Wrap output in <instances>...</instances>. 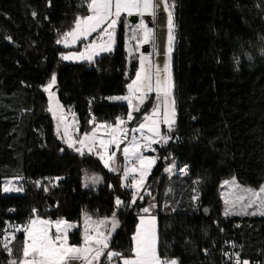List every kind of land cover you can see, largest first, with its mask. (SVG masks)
Returning <instances> with one entry per match:
<instances>
[{"label": "trees", "instance_id": "1", "mask_svg": "<svg viewBox=\"0 0 264 264\" xmlns=\"http://www.w3.org/2000/svg\"><path fill=\"white\" fill-rule=\"evenodd\" d=\"M179 2L177 130L156 152L149 191L132 203L134 191L121 173L59 137L44 91L56 74L60 103L77 115L80 134L127 117L128 104L110 99L128 93L139 69L125 48L124 21L113 52L92 62H66L67 48L57 41L89 14L88 0H0V231L12 236L34 216L81 225L85 212L115 215L120 226L110 248L119 260L132 254L139 216L154 202L161 258L231 264L223 252L235 250L239 260L264 264V216L225 215L220 192L221 181L232 178L254 189L264 184V0ZM148 112L146 104L132 113L130 127ZM163 152L169 156L164 162ZM172 165L174 172L165 171ZM183 166L187 172L180 175ZM95 175L100 179L93 184ZM8 181L24 192H5ZM82 236L81 228L74 229L69 242L81 245ZM24 240V232L15 233L11 256L0 247V264L19 263Z\"/></svg>", "mask_w": 264, "mask_h": 264}, {"label": "snow or ice", "instance_id": "2", "mask_svg": "<svg viewBox=\"0 0 264 264\" xmlns=\"http://www.w3.org/2000/svg\"><path fill=\"white\" fill-rule=\"evenodd\" d=\"M161 5H163V10L167 13V51L164 53L167 56V60L162 66L158 64L153 65L149 55L141 54L139 69L136 71L135 77L127 85L129 94L110 98L115 101L127 102L130 111L127 114L126 120L132 121L134 119L132 114V109L134 108L133 99L135 98L139 101V105H142L149 94L155 93L157 103L153 107L152 113L150 115L146 114L144 122L140 123L138 128L132 129L133 132H139L146 143L141 144L136 136H133L129 142V146L122 150L126 160L130 162L135 161V163L131 164V167H126L123 170L122 176L125 181L128 180L129 176L133 177L132 181L126 184V186L136 191L142 189L149 174V169L155 163L154 158L143 155L141 148H151L152 143H159L160 141L167 143L171 137L161 134L160 124L164 123L167 125L168 130L171 131L175 123L174 81L171 73V54L175 40L173 34V12L171 9L174 7V4L171 0H88L87 8L91 14L78 18L75 21V27L66 32L61 40L57 41V43L63 42L67 46L70 43L69 38H71V42H77L87 40L89 36L96 33V39L90 44H85L84 51L62 55V59L64 60L92 61L95 56L102 52L113 51L115 28L123 14L129 17L133 15L142 17L145 14L149 17H155ZM105 37L107 38L105 39ZM156 38V29L149 27L148 23L143 19L135 26L131 35V39L137 41V44L140 46L153 44L155 47ZM55 83L56 76L53 74L48 87L44 91L49 92ZM54 96V93H50V100ZM60 107L62 106L57 102V109ZM162 108L163 112H161ZM134 110L139 112L140 107L137 105ZM49 111L53 112V115H56L51 107ZM156 117H159V119ZM57 119L63 122L66 120V117L61 113ZM125 122V119L118 118L115 124L102 123L97 125L96 131L102 128L110 129L107 140L99 139V149L103 150L102 153H94L97 141L96 131L85 133L83 139L73 140L68 132L69 125L65 124L63 135L68 137L65 142L69 148H75L81 155H84L83 150L87 148L90 154L99 155L105 167H110L109 161L113 159L114 153L113 155H107L109 146L115 145L116 148H119L122 139H118V137H127L129 130L121 127ZM57 127L59 129V124ZM145 129L149 135H144ZM77 143H79L80 147H75ZM110 170L117 171L114 167H110ZM165 171L171 172L172 168L169 167ZM137 173L139 174L138 178L136 176ZM99 179L98 177H92L91 181L95 184L99 182ZM224 183L233 187L231 193L232 199L225 200L226 204L231 205L230 208L225 210V215H228L231 208L237 204L241 208L240 214L256 215L257 211H259L260 215H264V187L255 190L243 188L236 183L234 178L232 181H225ZM85 186H88L87 183ZM3 190L9 192L21 191L22 189L16 187L10 188L5 184ZM45 190L47 189L45 188ZM131 202H136L135 192ZM116 203L119 205L121 201L117 199ZM248 208H255L256 210L252 212L245 211ZM33 211L35 212V210ZM143 212L148 213L149 208H143ZM108 224L109 221L107 219L94 221L91 217H86L84 219L82 245H70L69 230L78 227V225L70 224L68 221L62 219L50 221L36 217L29 220L28 226H17L13 229L11 238H15V233H26L19 264H99L101 257H104L107 261H112L113 258L121 256V254L109 250L110 235L106 234V232L115 231L117 226L115 215H113L110 222V228ZM154 225V217L150 219L141 217L140 227L133 237V255L128 258H122L123 264H177V261L174 259H160ZM53 227L55 228L54 233L52 232ZM8 241L9 236L5 232L0 231V247L11 256L12 250L9 247ZM10 264H18V261L12 259ZM243 264H248V262L244 261Z\"/></svg>", "mask_w": 264, "mask_h": 264}, {"label": "rangeland", "instance_id": "3", "mask_svg": "<svg viewBox=\"0 0 264 264\" xmlns=\"http://www.w3.org/2000/svg\"><path fill=\"white\" fill-rule=\"evenodd\" d=\"M91 13L89 12V14L88 15H90ZM134 16V15H133ZM81 17H84V16H79L78 18H81ZM77 18V19H78ZM121 18L122 19H124V20H127L128 19V21H132V17H129V16H127L126 14H123L122 16H121ZM120 18V19H121ZM75 27V23H74V25L67 31V32H69L70 30H72L73 28ZM94 34V33H93ZM92 34V36H89L88 38H87V40H80V41H77V42H71V38H69V41H70V43H69V45H65L66 47L65 48H67V50L66 51H64L63 52V54L62 55H68V54H71V53H74V52H82V51H84V45L85 44H90V43H92L93 42V39L95 40L96 39V36L95 35H93ZM63 37V36H62ZM92 38V39H91ZM85 41L87 42V43H85ZM80 44H81V46H80ZM64 60V59H63ZM64 61H66V62H80L81 60H75V59H70V60H64ZM171 73H172V79H173V81H174V99H175V105H174V107H175V123L173 124V125H175L176 124V122H177V113H178V111H177V108H176V85H175V80H174V73H173V71H172V68H171ZM55 76H56V74H55ZM50 83V82H49ZM49 83H48V85H49ZM48 85L46 86V87H48ZM45 87V88H46ZM46 94H47V96H48V98H49V108L51 107L52 109H53V111L56 113V115H53V112H50L52 115H53V117L55 118V120H56V125H58V123H59V129H58V127H57V133L59 132V134L64 138V140H67L68 139V137L67 136H64L63 135V132H64V126H65V124H68L69 125V128H68V132H69V135L72 137V139H76L77 138V135H79L80 137H79V139H83V136H84V134L85 133H82V134H79V132L80 131H77V130H75V127H76V125H77V117H76V115H74V116H72V117H70V118H66V120L65 121H63V122H61V121H59L58 119H57V117L61 114V113H63V115H64V111H63V108L62 107H60L59 109H57V102H58V104L60 105V106H62L61 105V103H60V100H59V94H58V91L55 89V85H53V87L49 90V92H45ZM50 93H54L55 94V96H54V98L53 99H51L50 100ZM161 112H163V108L161 109ZM65 116V115H64ZM157 119H159V117H156ZM99 124H102V122H100V123H97L96 125H95V129H93L92 131H90V132H87V133H92L93 131H96L97 130V125H99ZM166 127H167V125H166ZM161 128V127H160ZM71 132H74V134H72ZM110 132V129H99L98 131H96V135H97V141H96V147L94 148V152H100V153H102L103 152V150L102 149H99V139H105V140H107L108 138H109V136H108V133ZM137 134H138V137H136L137 138V140L141 143V144H144V143H146L143 139H142V137H141V134L139 133V132H136ZM58 134V135H59ZM144 135H149V133L147 132V130L145 129V132H144ZM167 136H170V133H168V135ZM169 141V140H168ZM166 144H168V142L167 143H165V145ZM127 146H129V143H127L124 147L123 146H119V148H115V150L112 152V153H109V151H108V153H107V155H113V153H114V156H113V159L111 160V161H109V165H110V167H114V168H116L117 169V171L116 172H118V173H121V179H122V181H123V183L126 185V184H128V183H130L131 181H132V179H133V177L132 176H129V178H130V180H127V181H125L124 180V178H123V176H122V172H123V170L126 168V167H131V164L132 163H135V161H129V160H126L125 158H124V156H123V149L125 148V147H127ZM75 147H80V145H79V143H77L76 145H75ZM75 149V148H74ZM98 150H100V151H98ZM148 148H141V152L143 153V155L144 156H146V157H150V158H154L155 159V163L151 166V168L149 169V174L147 175V177H146V180H145V184L143 185V187H142V189L141 190H139V191H136L135 189H133V191L135 192V195H136V200H138V199H140L139 198V194H141L142 192H143V190H144V188H145V186L147 185V183H148V180H149V177L151 176V173H152V171L154 170V168H155V166H156V164H157V156L156 155H154V154H150V153H148ZM84 152H88V149L87 148H84V150H83ZM104 163V162H103ZM110 167H107L109 170H110ZM171 168H172V171L171 172H174L175 171V166L174 165H172L171 166ZM170 172V173H171ZM136 176H137V178H138V176H139V174L137 173L136 174ZM94 177H98V178H100V176L99 175H95ZM86 180L88 181V178H86ZM233 180V178L232 179H229V180H223V181H221V185H220V192H221V195H222V197H223V201H224V205H225V210L226 209H228V208H230L231 207V205L230 204H226L225 203V200L227 199V200H231L232 199V195H231V193H232V191H233V187H232V185H225V181H232ZM235 181H236V183L238 184V185H240L239 183H238V181L235 179ZM241 187H243V188H251V189H254V188H252V187H249V186H243V185H240ZM261 187H264V184L261 186ZM260 187V188H261ZM255 190V189H254ZM149 190H144V192L143 193H145V192H148ZM148 208H149V212L148 213H144V212H142L141 213V215L139 216V221H138V224H137V228H136V231H135V233H134V235L136 234V232H137V229L140 227V222H141V217H145L146 219H150V218H152V217H154L155 218V232H156V236H157V250H158V245H159V237H158V219H157V216H156V214H154V211H155V209H156V205H155V203L154 202H152L150 205H148L147 206ZM254 210H256L255 208H248V209H245V211H247V212H252V211H254ZM240 212H241V208H240V205L239 204H237L235 207H232L231 208V211H230V213L228 214V215H246V214H240ZM92 216V214L91 213H88V212H85L84 213V216H83V221H82V223H81V225L80 224H78V223H73V222H69L70 224H73V225H78V227H74V228H71L70 230H69V233L71 232V231H73L74 229H78V228H81L82 229V232H83V227H84V219L86 218V217H91ZM250 216H264V215H260L259 214V211H257V214L256 215H250ZM36 217H39V218H43V219H46V218H44V217H42V216H34L32 219H34V218H36ZM112 217L113 216H111V217H91L92 219H95V220H104V219H107L108 221H109V224H108V227L110 228V226H111V224H110V222H111V220H112ZM115 219H116V221H117V226H116V228H115V230H117V228H118V225L120 224L119 223V220L117 219V217L115 216ZM47 220H50V221H54V220H51V219H47ZM62 220H64V219H62ZM94 220V221H95ZM28 226V225H27ZM52 232L54 233L55 232V228L53 227V229H52ZM115 232L116 231H112V232H107L106 234L107 235H110V240L112 239V237L114 236V234H115ZM25 234V237H26V233H24ZM134 235H133V237H134ZM24 242H25V240H24ZM69 244L70 245H73V244H71L70 242H69ZM23 245H24V243H23ZM23 245H22V247H23ZM82 245V244H81ZM133 248H134V240H133ZM109 250H111V251H113L111 248H110V243H109ZM133 255V251H132V254L129 256V257H131ZM158 255H159V251H158ZM159 257H160V255H159ZM122 258H128V257H122ZM122 258H120L119 260H117V259H115V258H113V260L112 261H107V262H103L102 264H123V259ZM21 259V258H20ZM160 259L161 260H165V259H163V258H161L160 257ZM170 260H172V259H170ZM175 260V259H174ZM101 262H102V260H101ZM100 262V263H101ZM19 264V263H18Z\"/></svg>", "mask_w": 264, "mask_h": 264}, {"label": "crops", "instance_id": "4", "mask_svg": "<svg viewBox=\"0 0 264 264\" xmlns=\"http://www.w3.org/2000/svg\"><path fill=\"white\" fill-rule=\"evenodd\" d=\"M131 17H132V21H128V19L127 20H124L122 18L120 19V21L121 20L124 21L125 29H127V27L130 26V25H138L139 22H140V20L143 19L146 23H148V26L149 27H153V28L156 29V37L157 38H156V41H155V47L153 46V44H145V45L140 46V45L137 44V41H136V44L133 47V49L131 51H129L130 56L137 57L138 60H140L141 54L149 55L151 57V61H152L153 65H157L158 64V65H161L162 66L163 63L167 60V56L164 55V53L167 51V13H166V11L163 10V5H161V8L157 10V14H156L155 17H149L147 14H145L142 17L141 16H136V15L131 16ZM120 21L118 22V24H117V26L115 28V37H114L115 43L113 45V51L116 48L117 30H118V25H119ZM173 25H174L173 34H174L175 40H174V43H173V50H172V54H171V68H172V71H173V56H174V53L176 51L177 42H178V25L176 23V19H175L174 15H173ZM93 35H95L97 37V34L96 33H94ZM85 43H87V42L85 41ZM60 44L62 46H64V47H66L63 42L60 43ZM80 46H81V44H80ZM107 53H110V52H107ZM102 54H106V53H103L102 52L101 54L95 56L94 59L96 57L102 55ZM92 61L81 60L80 62H92ZM174 80H175V77H174ZM128 94L129 93H127L126 95H128ZM156 103H157V101L155 99V93L149 94V96H147L145 98V101H144V103L142 105H139V101L138 100H136L135 98L133 99L134 108L137 105L141 108L142 106H144L146 104H149V112L146 113L147 115H150L152 113V109L156 105ZM134 108L132 109V113H136L137 112V111L134 110ZM63 111H64V115H65L66 118H70V117H72V116L75 115L73 112H70V111L67 112L66 110H64V108H63ZM76 117H77V115H76ZM123 119H125L126 122H125V124H123L121 126L131 128L130 127V122L131 121H127L126 120V117L123 118ZM142 122H144V117H143ZM104 123H106V122H104ZM78 124H79V119L77 117V125L75 127V130H77V131H79V129L77 128L78 127ZM106 124H109V123H106ZM138 127H133L131 129H135V128H138ZM160 127H161L160 128L161 129V134L162 135H168L169 130L166 127V125L164 123H161L160 124ZM93 129H95V128H92L90 131H92ZM71 133L74 134V132H71ZM134 133L136 134V137H138V134L136 132H134ZM79 134H80V132H79ZM59 137L62 140H64V138L60 134H59ZM79 137L80 136L77 135V138L76 139H73V140H79ZM118 139H119V137H118ZM65 141L66 140H64V142ZM130 141H128V142H121L120 145L124 147ZM164 145H165V143L163 141H160L159 143H152L151 144V148H148L147 151H148V153L154 154V155L157 156V154H156L157 150L160 149L161 147H163ZM115 148H116L115 145H110L109 146V153H112L115 150ZM153 149H154V151H153ZM98 151H100V150H98ZM157 160H158V156H157ZM128 180H130V178H128ZM91 217H94V216H91ZM92 220H95V219H92ZM119 226L120 225H118V227ZM115 231H117V230H115ZM109 243H110V241H109ZM100 260H101V258H100Z\"/></svg>", "mask_w": 264, "mask_h": 264}, {"label": "built area", "instance_id": "5", "mask_svg": "<svg viewBox=\"0 0 264 264\" xmlns=\"http://www.w3.org/2000/svg\"><path fill=\"white\" fill-rule=\"evenodd\" d=\"M171 2L174 4V7L171 10L173 12L174 17L176 18V16L179 13V10H180V2H179V0H171ZM135 26L136 25L128 26L127 29H126V33H125V48H126V50H127L129 55H130L129 51H131L133 49V47L135 46V44H136V41L131 39V35H132V32H133ZM106 38L107 37H105V39ZM124 96H126V95H124ZM117 102H118L119 105L127 104L126 101H117ZM91 107H92V102H88V104H87V108L89 109L88 117L94 118V114H93V112L91 110ZM119 118L123 119L125 117L120 116ZM79 127H80V124H78L77 128L79 129ZM121 127L122 128H127L129 130L128 131V135H127L126 138L119 137V139H122V142H128V141H130L132 139L133 136H136V134L132 131L131 128L123 127V126H121ZM172 129L175 130V131L177 130L176 124L174 126H172ZM168 158H169V156L165 152L161 153L160 156H159V160L163 161V162L166 161ZM186 172H187V167H184V166L179 170L180 175H185ZM33 181L34 180H32V182ZM37 182H39L38 184H43L44 180L43 179H38ZM5 184H7L10 188L11 187H16V188L22 189L21 191H9L8 193L22 194L24 192V189L22 187L18 186L15 182L8 181ZM149 187H150V183L148 182L147 185L145 186L144 190H148ZM144 190H143V192H144ZM143 192L141 194H139V198L142 197ZM11 237L12 236H9L8 243H9V247L11 248V250H13L14 239H12ZM2 253L3 254H7L6 251L3 248H2ZM223 256H224L225 263L238 264V262H239V264H243V262H244L242 260H239V254L235 250H225L223 252ZM101 260H102V262H101ZM101 260H100L101 263H99V264H102L103 262H107V260H105L104 257H101ZM245 261H247V260H245ZM247 262H248V264H261V262H257V261H255V262L247 261Z\"/></svg>", "mask_w": 264, "mask_h": 264}]
</instances>
